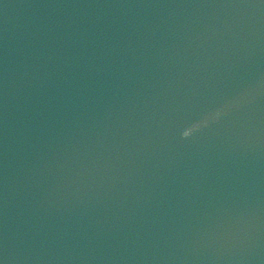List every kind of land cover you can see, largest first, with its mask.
<instances>
[{
	"label": "water",
	"instance_id": "water-1",
	"mask_svg": "<svg viewBox=\"0 0 264 264\" xmlns=\"http://www.w3.org/2000/svg\"><path fill=\"white\" fill-rule=\"evenodd\" d=\"M0 264H264V0H0Z\"/></svg>",
	"mask_w": 264,
	"mask_h": 264
}]
</instances>
